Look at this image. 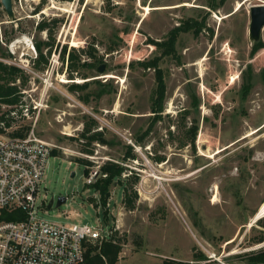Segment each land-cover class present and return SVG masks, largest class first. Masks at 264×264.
Listing matches in <instances>:
<instances>
[{
	"label": "rangeland",
	"instance_id": "1",
	"mask_svg": "<svg viewBox=\"0 0 264 264\" xmlns=\"http://www.w3.org/2000/svg\"><path fill=\"white\" fill-rule=\"evenodd\" d=\"M262 2L11 0V16L0 2V60L19 69L22 93L9 130L28 124L56 150L38 217L99 223L121 246L116 264H184L213 252L254 264L250 252L264 251L255 241L264 215L251 220L264 201V27L252 41L248 24ZM188 19L199 31L184 30ZM157 68L165 92L155 113ZM9 108L0 103V113ZM107 160L126 169L103 203L84 170Z\"/></svg>",
	"mask_w": 264,
	"mask_h": 264
},
{
	"label": "built area",
	"instance_id": "2",
	"mask_svg": "<svg viewBox=\"0 0 264 264\" xmlns=\"http://www.w3.org/2000/svg\"><path fill=\"white\" fill-rule=\"evenodd\" d=\"M51 155V146L35 137L31 128L25 136L0 132V214L3 210L17 216L0 219V264H82L85 241L109 238L99 223L59 224L38 217L45 197L41 183ZM97 173L88 171L87 184ZM207 263L233 264L214 252L184 264Z\"/></svg>",
	"mask_w": 264,
	"mask_h": 264
},
{
	"label": "trees",
	"instance_id": "3",
	"mask_svg": "<svg viewBox=\"0 0 264 264\" xmlns=\"http://www.w3.org/2000/svg\"><path fill=\"white\" fill-rule=\"evenodd\" d=\"M45 23H39V30L44 29ZM196 20L188 19L185 23L184 30L192 29L196 26L194 31H199V25ZM201 26V24H200ZM179 29V28H177ZM175 29L171 32L169 38L165 40L163 43L164 53L169 54L174 50V42H175ZM176 32V31H175ZM47 44V42H45ZM259 42H255L253 45V50H255L259 46ZM35 47L37 51H39L40 57L42 56V49L40 43H36ZM87 53L90 56H93V53L88 49ZM155 65V60L150 61L147 65ZM19 69L11 64H7L0 60V103L11 106V108L7 109L5 112L0 113V132H6L8 135L12 136H25L30 128V125L23 124L18 126L12 130H9L11 127V123L13 121V116L11 112L19 110L18 105L22 104L21 96L22 93L20 89L15 84V78L18 74ZM156 80V88L155 95L152 104V111L158 113L162 109V99L164 98L165 92V83L163 80L162 72L160 68H157L155 73ZM20 111V110H19ZM197 126L194 125L189 129V142L194 144V138L196 135ZM131 149V148H130ZM52 154H56V150L52 149ZM131 158H134V154L131 153ZM82 165L88 164L89 161L78 158ZM126 167L123 164L107 160L103 164L99 166L98 173L99 177H97L93 182L88 185L91 186L96 192H98L102 202L105 203L107 197L109 196V186L112 181L117 180L120 181L122 174ZM88 174V170H84V175ZM126 192V191H125ZM136 194V192H135ZM132 203L127 204V207H132ZM17 216L14 213H6L2 210L0 214V219L4 220H12L16 219ZM259 224L264 227V217L260 219ZM264 240V235L256 238V242H260ZM85 250H84V261L82 264H116L119 258V253L121 250V246L118 242L112 240V238L108 240H102L101 242L97 240H89L84 242ZM251 255L248 256L251 263L254 264H264V251H252Z\"/></svg>",
	"mask_w": 264,
	"mask_h": 264
},
{
	"label": "water",
	"instance_id": "4",
	"mask_svg": "<svg viewBox=\"0 0 264 264\" xmlns=\"http://www.w3.org/2000/svg\"><path fill=\"white\" fill-rule=\"evenodd\" d=\"M2 6L8 15L12 14L11 0H0ZM249 24H248V35L252 41H258L261 35V30L264 27V2L259 4L251 5L249 8ZM97 70L103 71V65H100ZM64 198L59 200L57 203L63 202ZM52 200L49 201L48 207L51 206Z\"/></svg>",
	"mask_w": 264,
	"mask_h": 264
},
{
	"label": "bare ground",
	"instance_id": "5",
	"mask_svg": "<svg viewBox=\"0 0 264 264\" xmlns=\"http://www.w3.org/2000/svg\"><path fill=\"white\" fill-rule=\"evenodd\" d=\"M240 7V3H237L236 4V9H238ZM143 8H144V10H145V12L147 13V12H149V9H150V7L149 6H143ZM145 14V13H144ZM18 40V39H17ZM30 42V41H29ZM232 79H234V77H232ZM250 132V131H249ZM253 134V133H252ZM262 215H264V201L259 205V207H258V210H257V212H256V214L252 217V221L253 220H255L256 218H258V217H260V216H262ZM250 223H251V221H250Z\"/></svg>",
	"mask_w": 264,
	"mask_h": 264
}]
</instances>
